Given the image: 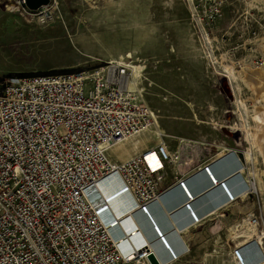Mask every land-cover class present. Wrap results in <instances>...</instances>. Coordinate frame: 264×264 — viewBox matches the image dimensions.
Wrapping results in <instances>:
<instances>
[{
	"label": "rangeland",
	"instance_id": "1",
	"mask_svg": "<svg viewBox=\"0 0 264 264\" xmlns=\"http://www.w3.org/2000/svg\"><path fill=\"white\" fill-rule=\"evenodd\" d=\"M125 57L157 125L108 155L124 161L162 141L171 151L196 146L189 156L205 166L236 152L245 174L194 212L192 226H200L184 238L189 252L176 263L234 264L245 241L234 231L251 215L264 226V0H51L43 21L26 17L16 0H0V83ZM182 173L173 166L164 183ZM243 182L256 191L247 198L237 190ZM206 212L215 216L196 223Z\"/></svg>",
	"mask_w": 264,
	"mask_h": 264
},
{
	"label": "built area",
	"instance_id": "2",
	"mask_svg": "<svg viewBox=\"0 0 264 264\" xmlns=\"http://www.w3.org/2000/svg\"><path fill=\"white\" fill-rule=\"evenodd\" d=\"M16 3L41 21L50 7L31 11L24 0ZM117 62L0 83V264H151L146 244L118 245L112 231L121 218L104 220L88 191L112 180L110 192L122 188L118 196L146 210L167 189L165 173L190 167L198 158L189 150L198 148L171 151L160 141L124 161L111 160L110 149L157 125L130 60ZM251 221L264 237L262 216ZM188 252L158 262L173 264ZM234 254L248 264L241 250Z\"/></svg>",
	"mask_w": 264,
	"mask_h": 264
},
{
	"label": "bare ground",
	"instance_id": "3",
	"mask_svg": "<svg viewBox=\"0 0 264 264\" xmlns=\"http://www.w3.org/2000/svg\"><path fill=\"white\" fill-rule=\"evenodd\" d=\"M109 63H116V61H109ZM229 73L232 74V71H229ZM136 138L138 137H132V139ZM129 140L131 139H127L126 141ZM110 150L111 152H113V148ZM249 157L250 156L248 155V158ZM206 168L209 170V173L205 171ZM244 174L245 168L243 162H241V160L239 159L238 154L236 152L229 151L226 152L225 155L223 154L221 156H218L215 160L207 164L205 167H203L193 175L180 180L175 187L172 186L170 189L165 190V192H163L156 199L150 201V204L146 207V210H142L141 207L137 208L134 203L129 202L128 198L125 195H120L116 198H113L118 195L119 192H121L122 188H117V190L110 192V190L114 188V186H116V182L112 180L104 181L99 186L90 189L88 192L91 193V195L89 194L90 197L95 196V198L91 201L94 203V206L97 207L99 212L103 211L102 218L104 220H109L110 218L108 217H111L114 214L121 218L122 224L118 228L113 230L112 233L114 234V240L123 250L127 249V247H139L146 244L150 252L158 258V261L163 263L168 259V257H171V254L176 256V253H178V250L173 248L170 244V241L172 239L167 240L166 238L174 234L178 236L181 235V230L184 231V234H188L189 231L187 230V228L191 227L195 221L192 218L193 215H196L194 214V212L196 213L199 211H203L202 205L204 207H209L204 204L203 201L210 195L214 194L216 191H220L223 185H225L226 183ZM243 185L246 186V188L241 189V187H244ZM250 189L253 190L252 192H255L254 187H252L251 185H247L245 182H243L242 185L237 188L239 194H243L245 191ZM124 198L126 199V201H124ZM150 206V227L151 229L156 228L157 230V233L155 232V236L152 241H150L147 235L144 234V232L146 231L142 226L143 224H139L136 220H134V216L139 212L146 211L149 214L148 207ZM105 208L107 209L105 210ZM164 216L166 217V222H168H165V224H167L166 228H159V226L157 225V221H155L153 218L158 217V219H160V221L162 222V220L164 221ZM214 216L215 215L206 212L204 218L196 220V223L201 224L203 221L208 220ZM251 217L252 215L249 216V220L246 222V224L241 226L242 230L236 229L234 231L237 239H245V241L239 243L240 247H246L245 245H248L250 242L252 243L253 241H256L254 240L251 231L253 233H257L260 226L257 223H253L251 221ZM131 223L133 224V228L129 227ZM127 226L129 229L127 228ZM195 226L196 224L194 225V227ZM148 232L150 231L148 230ZM158 233L160 234V236L158 235ZM263 239L264 237L262 235L257 239L258 243L261 246H263L264 244ZM159 243H164L165 247H163L165 249L160 247ZM186 247V244L183 245V248L185 249L184 251L187 250ZM169 250L171 252H169ZM245 252H248V250ZM260 253L262 254V252ZM234 261V264H241L242 259L240 260L235 255Z\"/></svg>",
	"mask_w": 264,
	"mask_h": 264
},
{
	"label": "crops",
	"instance_id": "4",
	"mask_svg": "<svg viewBox=\"0 0 264 264\" xmlns=\"http://www.w3.org/2000/svg\"><path fill=\"white\" fill-rule=\"evenodd\" d=\"M123 161V160H122ZM199 161V159H197L194 163H195V165L194 164H192V165H194V167L192 168L193 170L192 171H190L189 170V168H191V166L190 167H182V168H180V171L182 170L183 171V173H182V176H184V178H181V180H183V179H185V178H187V177H189L190 175H193L194 173H196L197 171H199L200 169H202L203 167H205V166H202V164L200 163V161ZM198 162V163H197ZM190 171V172H189ZM179 182V181H178ZM178 182H176V184H166V183H164V181H163V183H162V190L163 189H166V190H168V189H170L172 186L173 187H175L177 184H178ZM195 190H196V188H195ZM262 194H263V201H264V192H261ZM124 201H126V199L124 198ZM148 210H149V214L146 212V211H142V212H139V213H137L135 216H134V220H136L137 221V223H139V224H143L142 226L144 227V229H145V231L146 232H144V234L145 235H147V237H148V239H150V241H152L153 240V238H154V236H155V232L157 233V230H156V228H153V229H151V206L150 207H148ZM146 213V215H145V213ZM143 214H144V216H143ZM263 215H264V212H263ZM142 217V218H141ZM138 219V220H137ZM155 221H157V225L159 226V228H166V225L167 224H165V222L167 221L166 220V217L164 216V221L162 220V218H161V220H162V222L160 221V219H158V217H155V218H153ZM133 220V221H134ZM133 223V222H132ZM131 223V225L129 226L130 228H133V224ZM156 223V222H155ZM166 223H168V222H166ZM150 224V225H149ZM154 226V225H153ZM198 226H200V225H198ZM198 226H191V227H188L187 228V230L189 231L188 232V234H184V231L183 230H181L182 232H180V234L181 235H171V236H169L168 238H166L167 240H170V239H172L171 241H170V244L172 245V247L173 248H175V249H177L178 250V253H176V256L177 257H180L181 255H182V253L184 252V248H183V245H185L186 244V248H188V245H187V243L185 242V240H184V238L187 236V235H190L191 233H192V231L193 230H195ZM127 228H128V226H127ZM149 228V229H148ZM129 229V228H128ZM138 229H139V226H138ZM148 230L150 231V232H148ZM152 230H153V232H152ZM151 233V234H150ZM140 234V233H139ZM158 235L160 236V234L158 233ZM229 243H231L233 246H234V248L233 249H231L230 250V252H228V253H231L232 254V252L234 251V250H236V249H238V247H237V245H236V243L235 242H233V241H231V242H229ZM160 244V243H159ZM158 244V245H159ZM255 244V245H254ZM160 247H162V248H164L165 247V244L164 243H161L160 245H159ZM164 246V247H163ZM246 247L245 248H243V247H239L240 249H241V251L243 252V254H244V256H245V258L247 259V262H248V264H263L264 263V245L263 246H261L259 243H258V241L256 240V241H253L252 243L250 242L248 245H245ZM257 247H259V248H257ZM165 249V248H164ZM248 250V252H245V251H247ZM256 251V252H255ZM260 252H262V254L260 253ZM188 254V253H187ZM258 255V256H257ZM168 256H169V254H168ZM167 256V257H168ZM169 258V257H168ZM228 263L231 261V259H230V257H229V255H228ZM180 259V258H179ZM262 259V260H261ZM252 261V262H251ZM179 262V260L176 262V261H174V263L173 264H176V263H178ZM230 264V263H229Z\"/></svg>",
	"mask_w": 264,
	"mask_h": 264
},
{
	"label": "water",
	"instance_id": "5",
	"mask_svg": "<svg viewBox=\"0 0 264 264\" xmlns=\"http://www.w3.org/2000/svg\"><path fill=\"white\" fill-rule=\"evenodd\" d=\"M50 1L51 0H24L25 6L31 11H36L42 7L48 6L50 4ZM205 171L207 173H209V170L207 168L205 169ZM118 195H116L113 198H116ZM148 260L151 264H159L158 260L156 259V257L152 253L148 256Z\"/></svg>",
	"mask_w": 264,
	"mask_h": 264
}]
</instances>
